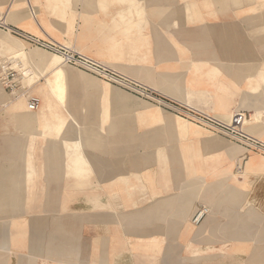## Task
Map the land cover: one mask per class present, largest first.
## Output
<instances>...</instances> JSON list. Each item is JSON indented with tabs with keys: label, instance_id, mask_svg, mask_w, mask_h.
I'll use <instances>...</instances> for the list:
<instances>
[{
	"label": "crops",
	"instance_id": "0c3cea01",
	"mask_svg": "<svg viewBox=\"0 0 264 264\" xmlns=\"http://www.w3.org/2000/svg\"><path fill=\"white\" fill-rule=\"evenodd\" d=\"M11 1L0 0L5 25L200 112H245L250 140L62 57L72 76L60 99L52 71L28 62L25 76L19 58L24 101L0 79V264H264V0Z\"/></svg>",
	"mask_w": 264,
	"mask_h": 264
},
{
	"label": "built area",
	"instance_id": "2783aa9c",
	"mask_svg": "<svg viewBox=\"0 0 264 264\" xmlns=\"http://www.w3.org/2000/svg\"><path fill=\"white\" fill-rule=\"evenodd\" d=\"M0 27L11 30L12 33L18 35L28 43L44 48L52 53L60 55L65 63L77 66L78 68L93 74L107 81L130 94L145 99L153 105L162 107L174 114L196 123L212 132L221 134L234 142H246L250 140V136L244 132V125L248 122V115L245 112H237L224 119L220 116L206 114L194 108L186 106L180 102H176L160 93L155 92L148 86L133 78L102 64L101 62L85 56L77 51L74 47H68L52 40H42L16 28L9 27L0 21ZM18 73L14 64L11 62H0V79L11 91L15 88V81ZM39 106V99L33 96L27 102V108L35 111ZM210 209L207 206H201L193 215L192 222L200 224Z\"/></svg>",
	"mask_w": 264,
	"mask_h": 264
},
{
	"label": "rangeland",
	"instance_id": "374dc122",
	"mask_svg": "<svg viewBox=\"0 0 264 264\" xmlns=\"http://www.w3.org/2000/svg\"><path fill=\"white\" fill-rule=\"evenodd\" d=\"M20 41L18 39H15L14 36H12L10 33L0 31V62H3V61L11 62L12 61V64H14L15 70L18 73L17 79L15 81V88H18L19 86L28 84L27 80L25 78H23V75L20 73V70H19V67H20L19 62L21 61L19 58H21L25 62L24 68L22 69L25 76L31 77V74H32V69L27 67L28 62L36 63L37 65H40V64L45 65V68L52 71V75L48 79V81L52 84L53 88H56V90L54 92L55 94H57L56 96L59 97L60 99H63L64 91H63V86H62V84H63L62 80L66 76L71 77L72 71L68 67L64 66V64L62 63L61 56L58 54L52 53V54H49V58H47V60L45 59V61H44V58L40 57V51L38 50L41 48L28 45L25 42L22 43ZM26 47H27V49L38 48V49L30 50V51H34L35 53H37L36 60H30L27 57V53H29L30 51L25 49ZM12 57H13V59H12ZM142 84H144V83H142ZM144 85H146V84H144ZM111 86H113V85H111ZM146 86H148V85H146ZM113 87L116 88V86H113ZM148 87L151 88L152 90H154L155 92L162 94L158 90H156L150 86H148ZM9 91L11 92V95L14 93V98L16 99V101H20V102L24 101L21 97L20 98L16 97V95L18 94V91L16 92V90H15V92L17 94L13 90L11 91V89H9ZM19 99H22V100H19ZM140 99H142V98H140ZM142 100L148 102L152 106L159 107V106L153 105L152 103H150L149 101H147L145 99H142ZM49 107L52 108V105L49 104ZM160 108H162V107H160ZM162 109H164V108H162ZM164 110H166V109H164ZM166 111L174 114L173 112H171L169 110H166ZM174 115L177 117H180L176 114H174ZM180 118H182V117H180ZM74 150L77 151V145L75 146Z\"/></svg>",
	"mask_w": 264,
	"mask_h": 264
},
{
	"label": "bare ground",
	"instance_id": "6f19581e",
	"mask_svg": "<svg viewBox=\"0 0 264 264\" xmlns=\"http://www.w3.org/2000/svg\"><path fill=\"white\" fill-rule=\"evenodd\" d=\"M13 1L14 0H12L11 2H10V4L12 5V3H13ZM18 4V3H17ZM14 6H16V5H14ZM15 8V7H14ZM26 49V48H25ZM36 55H37V53H35L34 51H30L29 53H27V57L30 59V60H36ZM32 63V62H31ZM2 85V84H1ZM2 87V86H1ZM3 88V87H2ZM2 92V91H1ZM3 95H4V93H2ZM1 94V95H2Z\"/></svg>",
	"mask_w": 264,
	"mask_h": 264
}]
</instances>
